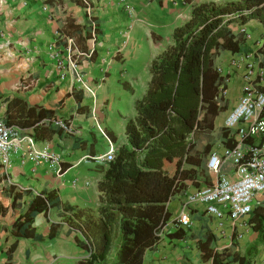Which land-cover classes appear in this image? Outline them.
I'll return each mask as SVG.
<instances>
[{
  "label": "crops",
  "instance_id": "obj_1",
  "mask_svg": "<svg viewBox=\"0 0 264 264\" xmlns=\"http://www.w3.org/2000/svg\"><path fill=\"white\" fill-rule=\"evenodd\" d=\"M84 1L91 5V17ZM212 1L222 3L231 0ZM125 4L132 8L130 14ZM189 9L184 0H0V120L16 126L20 134L31 136L38 146L50 144L54 151L60 153L61 167L65 171L59 176L55 170L43 164L35 165L32 161L20 164L16 157L12 159L7 174L0 166V227H5V230H0V264H38L43 257L38 255L40 250L44 251L43 259L55 258L43 241H15L11 235L15 218L26 207L28 197L25 194L50 191L62 203L91 207L90 198L87 197L89 190L86 188L90 183L86 180L77 186V167L81 162H86V171L98 172L95 177L97 185L101 176L97 163L82 158L104 154L108 150L97 152L93 144L88 147L87 134L94 133V125H97L91 108L95 97L77 86L67 65L62 69L56 66L49 56L50 47L65 49L66 38L72 37L76 49L90 53V18L95 21L97 31L91 56L82 55L79 58L80 71L95 93L98 86L96 81L101 83L105 73L117 72L113 63L122 58V40L134 24L131 16L136 19L144 15L148 17L154 10L155 15L150 16L156 21L155 30L150 33L154 34L153 44L164 47L170 38L167 36L163 42L162 33L170 35L174 27L187 19ZM258 27L263 26L256 20H250L245 25L247 33ZM230 56L223 55L220 63L223 68L227 66ZM242 71V67L231 69V82L228 85L231 102L239 94ZM62 72L66 74L64 77H60ZM39 109L43 110L44 115L37 116ZM54 118L68 123L72 130L62 129L52 122ZM106 135L112 140L111 135ZM81 140H84L81 147H76ZM77 151L79 155L75 157ZM175 163V160L164 163L168 173H173ZM73 178L77 179L76 186L71 184ZM16 191L24 197L14 199ZM94 191L93 202L97 204V187ZM8 194L12 198L6 197L3 201L1 195ZM185 195L172 197L168 202L162 237L154 250L145 254L140 264H219L218 258L233 253L243 254L247 247L254 244L256 233L250 218L257 205L264 207V192L256 195L253 209L245 217L241 228L234 226L226 215L217 219L208 215L203 205L196 204L188 207L192 225L181 229L180 237L171 236L170 233L177 231L173 221L181 210ZM50 222L58 223L56 229L59 234L53 240H73V233L66 234L67 227L56 214L50 218L48 212L39 213L34 224L46 236ZM38 223L42 224L43 231ZM205 234L210 239L202 249L200 242L206 238ZM238 234L241 236L238 237ZM256 249L251 264H264V241ZM83 251L84 254L78 259L87 253L84 246Z\"/></svg>",
  "mask_w": 264,
  "mask_h": 264
},
{
  "label": "trees",
  "instance_id": "obj_2",
  "mask_svg": "<svg viewBox=\"0 0 264 264\" xmlns=\"http://www.w3.org/2000/svg\"><path fill=\"white\" fill-rule=\"evenodd\" d=\"M184 3L190 7L188 17L173 28L170 42L150 59L148 81L126 121L124 141L112 160L97 163L101 173L97 204L72 206L50 191L25 194L26 207L15 218L11 234L15 241L55 238L58 223L50 222L46 236L34 224L39 213L48 212L50 218L60 217L77 246L86 248V255L74 264H140L162 237L170 199L212 183L207 159L215 145L227 144L229 131L216 127L217 118L228 108L221 94L228 75L217 68L225 54L249 53L246 33L238 31V26L250 20L264 26V0ZM253 54L264 67V44ZM42 111L37 116L44 115ZM169 160L176 162L172 174L164 168ZM20 193L16 191L13 198H23ZM250 222L256 233L254 244L243 254L218 258L219 264H251L256 247L264 241V207L256 206ZM181 229L170 235L180 237ZM205 237L202 249L210 239Z\"/></svg>",
  "mask_w": 264,
  "mask_h": 264
},
{
  "label": "built area",
  "instance_id": "obj_3",
  "mask_svg": "<svg viewBox=\"0 0 264 264\" xmlns=\"http://www.w3.org/2000/svg\"><path fill=\"white\" fill-rule=\"evenodd\" d=\"M86 11L91 17V5L86 1ZM125 9L130 14L132 8L125 4ZM92 50L86 54L75 47L72 37L66 38V48L50 47V58L54 60L59 69L67 65L74 75V81L79 88L86 90L93 97L94 88L89 86L79 68V58L82 55L91 56L96 39V23L90 18ZM238 31L245 32L244 25L238 26ZM249 35L246 33V39ZM76 51V52H75ZM228 66V68H226ZM225 68L218 66L217 71L228 75L225 79L227 88L221 89L223 97H230L228 85L231 82V69L242 67V84L237 97H235L223 118L226 129L234 132L236 140L221 151L213 149L207 160V169L213 176L210 185L196 188L185 195L181 210L174 219V226L182 229L192 225L188 213L190 205H203L204 211L217 219L225 215L234 226H244L245 217L253 209V202L257 194L264 192V67L260 66L253 52L238 56H230ZM66 74L61 73L60 77ZM95 119V118H94ZM52 122L66 131L72 127L61 119H52ZM106 138L109 148L106 153L95 156L86 155L84 161L103 163L112 160L116 148L99 128ZM16 157L20 164L32 161L33 164H43L56 171L61 176L65 171L61 167V155L54 151L50 144L38 146L29 135L20 134L18 128L7 125L0 120V166L7 174ZM77 185V179L71 181ZM87 184V182H86ZM238 237L241 235L238 234Z\"/></svg>",
  "mask_w": 264,
  "mask_h": 264
},
{
  "label": "rangeland",
  "instance_id": "obj_4",
  "mask_svg": "<svg viewBox=\"0 0 264 264\" xmlns=\"http://www.w3.org/2000/svg\"><path fill=\"white\" fill-rule=\"evenodd\" d=\"M159 10L158 7H155ZM154 12V10H153ZM151 12L150 15H155V12ZM143 14V13H142ZM148 15V14H147ZM146 15L143 18H135L131 16L134 22L133 27H130L125 39L123 38V44L121 49L122 58L114 60L113 67L117 68V72L110 74H104L103 80L96 81L98 84L95 91V101L91 106L94 111V117L97 120V125H94V133H88V147L94 145L97 152H104L108 149L106 139L99 132V128L111 135L113 144L119 145L124 141V128L126 121L133 116V107L135 101L138 100L143 94L147 81H148V65L150 59L163 50V46L156 47L154 34L151 35V31L155 30L154 25L156 21L152 16ZM247 30V29H246ZM172 31V30H171ZM249 38H247V44L250 46L249 52H253L260 48L264 44V26L258 27L254 31H250ZM163 42L166 41V37L171 36V33L163 32ZM107 71V70H106ZM225 98V97H224ZM230 106V97L225 98ZM227 110L220 115L216 120V127L225 128L223 125V118ZM226 130V129H225ZM227 144H218L214 146V149L221 151L224 147L229 146L236 140L234 132L226 130ZM79 155V151L76 152V156ZM87 163L81 162L77 167L78 185L81 186L84 181H89V186L86 188L89 190L87 195L90 198L91 207H94V190L96 187V175L98 172L94 170H87ZM210 173V172H209ZM211 175V173H210ZM213 176L211 175V178ZM1 185V184H0ZM4 201L6 195H1ZM2 201V202H3ZM4 204V203H3ZM38 227L41 231L42 224L38 223ZM43 244L48 247L49 253L55 258L43 259L44 251H39L38 255L43 256L38 264H74L78 257L84 254L83 247L77 246L72 239L67 241L59 238L52 240H45ZM45 246V247H46ZM31 264V263H30ZM36 264V263H32Z\"/></svg>",
  "mask_w": 264,
  "mask_h": 264
},
{
  "label": "clouds",
  "instance_id": "obj_5",
  "mask_svg": "<svg viewBox=\"0 0 264 264\" xmlns=\"http://www.w3.org/2000/svg\"><path fill=\"white\" fill-rule=\"evenodd\" d=\"M244 27H245V25H244ZM245 30H246V29H245ZM246 33H247V31H246ZM247 34H248V33H247ZM248 35H249V34H248ZM225 114H226V113H225ZM109 139L111 140L110 137H109ZM111 142L113 143L112 140H111ZM113 145H114V144H113ZM114 147L117 148L115 145H114ZM212 150H213V149H212ZM207 160H208V159H207ZM206 165H207V163H206ZM207 170H208V169H207ZM208 172H209V171H208ZM211 175H212V174H211ZM212 181H213V177H212ZM87 184H88V183H87ZM192 190H194V189H192ZM192 190H191V191H192ZM191 191H190V192H191ZM188 193H189V192H188ZM188 193H187V194H188ZM184 198H185V197H184Z\"/></svg>",
  "mask_w": 264,
  "mask_h": 264
}]
</instances>
